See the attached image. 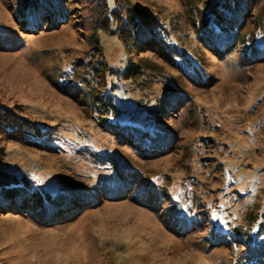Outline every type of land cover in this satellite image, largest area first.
<instances>
[{
	"label": "rangeland",
	"instance_id": "rangeland-1",
	"mask_svg": "<svg viewBox=\"0 0 264 264\" xmlns=\"http://www.w3.org/2000/svg\"><path fill=\"white\" fill-rule=\"evenodd\" d=\"M113 1L59 0L62 17L33 23L22 0H0V106L53 136L50 150L6 142L2 181L45 193L70 185L82 200L50 217L0 213V264H264V245L255 246L264 223V0L216 55L200 31L221 0ZM134 13L153 19L167 43L151 47L147 30L131 35ZM123 65L130 78L120 76L115 104L129 111L112 107L110 94L88 105L83 92L113 90ZM174 100L152 122L169 141L162 152L146 154L114 129L143 125Z\"/></svg>",
	"mask_w": 264,
	"mask_h": 264
},
{
	"label": "trees",
	"instance_id": "trees-1",
	"mask_svg": "<svg viewBox=\"0 0 264 264\" xmlns=\"http://www.w3.org/2000/svg\"><path fill=\"white\" fill-rule=\"evenodd\" d=\"M25 1L23 2L22 0V2L24 3L23 7L27 6V8H29V16L31 17V22L33 23H40L45 17H55L56 15L57 17L63 16L58 10L60 9L59 7H61V5H56V2H58L59 0ZM31 1L36 2V6L38 7L35 6L31 8ZM116 2L117 0L111 2L110 7L113 6L112 9L117 6ZM254 3L255 0H221L220 2H217L212 6L215 8V10L209 11L207 17L205 16V18L201 20L202 26L205 30H207V32L205 30L200 31L201 37H203V39L208 43L206 45L214 48L215 51H213L212 55H216V53L220 52L223 48H229L230 46L233 47L235 45L238 38L237 33L242 26V21L249 23L252 21V17H254L253 14L250 13V10L253 9ZM21 10L23 12V10L25 9L22 8ZM24 17L25 19L23 23L27 25L28 27H26L27 29H29L30 23L29 20L27 21L25 11ZM142 17L143 18L139 19L138 15L134 13V18H131V26L128 32L131 35H137L141 34L144 30H147L144 31L143 34L146 33V37L150 40L151 44L153 42L152 45L149 42L150 46L157 47L156 49H160L159 44L167 43V40H162L159 37V29L157 27H153V25H155L153 19L149 18L147 14H143ZM237 22L239 24L238 26H236ZM121 28L122 27L120 26L116 29H118V31H121ZM198 46H200V43L198 44ZM251 52L254 51L248 52V49L246 48V54H249ZM261 55H264V53H261L260 56ZM132 61H130L129 64L135 63ZM125 65H123V68L119 70L120 72H117V74L114 75L115 77L112 76L114 77V79L116 78L113 83V85L115 86L113 90H102L98 88L97 84V86L92 85V87H90H95L96 90H88V92H83V94H88L87 96L84 95L86 99L89 100L88 105H93L94 103H97V105L100 106L105 105V102L103 103V101H105L108 94H110L109 97L111 99H114L109 100L112 107H116V109L120 113L129 111V109H123V107H130L129 105L121 102V107H117L115 104V98L118 99L117 93H120V90L118 88L120 86L119 84L122 81L120 76L123 75L125 77L126 75V79L130 78V76H128L127 74L128 72H130L131 66ZM196 73L198 74L197 71ZM99 98H101L102 102H97ZM176 104H178L177 100L171 101V103L168 104L167 102L161 103L158 112H150L145 114L146 116L144 117L145 120L143 122V125L127 120V123L125 122L123 124H117L119 127L115 125L116 128L114 129L118 131L120 130V138L122 139V141H126L132 146H136L137 143L139 145H143L147 150L146 154L162 152L165 148L169 147V141L166 139H162L159 135H157V133L154 131V127H152V122H155L154 120L163 122L161 116L165 115V112L173 109ZM10 113V108L0 106V155L2 156V158H4L3 156L6 154V142H18L29 147H40V149L43 150H50V148H52V144L50 143L51 138L53 137L51 135V129L49 130L48 127L44 126H41L40 128L37 122L32 121L25 115H11ZM127 115L130 119L132 118L131 115L133 114L129 112ZM3 169L5 168H3V164L0 163V171H2ZM4 179L5 181L3 182V178L0 175V213H4V210L10 209L11 212L9 213L16 214V212L20 210L24 213L37 212L41 216L44 215L46 217H50L51 215L63 211V209L71 210L77 207L81 208L78 203L82 200L81 198H77V190H72L73 187L70 185L65 187V191H59L60 193L56 192L58 188L54 191H51L50 189L49 193H45L43 189L44 186L42 185H39L37 187L36 185H32L30 182L18 180L13 183L11 182L10 178ZM42 184L45 185L44 182H42ZM255 232V236H257V238L255 239V246H258L257 244L259 242H261V246L264 245L263 222L257 224ZM258 236L259 238L261 237V239H258ZM256 254H258V252H256Z\"/></svg>",
	"mask_w": 264,
	"mask_h": 264
}]
</instances>
